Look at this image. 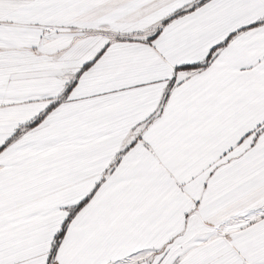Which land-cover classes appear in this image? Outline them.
I'll return each instance as SVG.
<instances>
[{
  "label": "snow or ice",
  "instance_id": "6c2138e0",
  "mask_svg": "<svg viewBox=\"0 0 264 264\" xmlns=\"http://www.w3.org/2000/svg\"><path fill=\"white\" fill-rule=\"evenodd\" d=\"M0 264H264V0H0Z\"/></svg>",
  "mask_w": 264,
  "mask_h": 264
}]
</instances>
